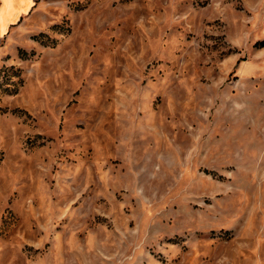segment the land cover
Listing matches in <instances>:
<instances>
[{
    "label": "rangeland",
    "instance_id": "374dc122",
    "mask_svg": "<svg viewBox=\"0 0 264 264\" xmlns=\"http://www.w3.org/2000/svg\"><path fill=\"white\" fill-rule=\"evenodd\" d=\"M34 1L2 44L0 264H264V0Z\"/></svg>",
    "mask_w": 264,
    "mask_h": 264
},
{
    "label": "crops",
    "instance_id": "0c3cea01",
    "mask_svg": "<svg viewBox=\"0 0 264 264\" xmlns=\"http://www.w3.org/2000/svg\"><path fill=\"white\" fill-rule=\"evenodd\" d=\"M34 5V0H0V65L2 63L3 40L15 34L19 23L28 15Z\"/></svg>",
    "mask_w": 264,
    "mask_h": 264
}]
</instances>
